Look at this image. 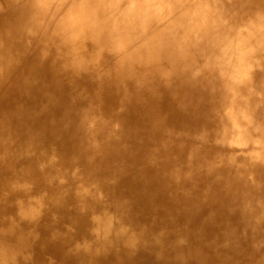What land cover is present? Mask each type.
Wrapping results in <instances>:
<instances>
[{"label":"bare ground","instance_id":"1","mask_svg":"<svg viewBox=\"0 0 264 264\" xmlns=\"http://www.w3.org/2000/svg\"><path fill=\"white\" fill-rule=\"evenodd\" d=\"M0 264H264V0H0Z\"/></svg>","mask_w":264,"mask_h":264}]
</instances>
